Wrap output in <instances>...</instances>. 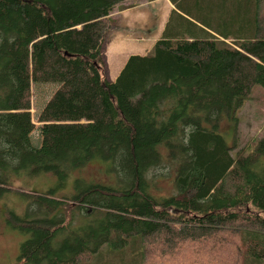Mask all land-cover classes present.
Returning <instances> with one entry per match:
<instances>
[{
    "label": "trees",
    "instance_id": "1",
    "mask_svg": "<svg viewBox=\"0 0 264 264\" xmlns=\"http://www.w3.org/2000/svg\"><path fill=\"white\" fill-rule=\"evenodd\" d=\"M125 1L0 0V193L19 194L39 214H6L30 236L16 264H88L105 245L127 252L126 264H264V139L248 151L219 132L264 89V0L225 1L212 19V0L188 2L224 40L178 22L110 81L103 54L87 48L94 30L73 29ZM232 24L239 33L228 42ZM31 83L51 86L49 97L41 89L39 117L80 114L94 124L35 125ZM91 163L106 181L82 174ZM41 175L56 186L13 188ZM169 177L174 194L156 195Z\"/></svg>",
    "mask_w": 264,
    "mask_h": 264
},
{
    "label": "crops",
    "instance_id": "2",
    "mask_svg": "<svg viewBox=\"0 0 264 264\" xmlns=\"http://www.w3.org/2000/svg\"><path fill=\"white\" fill-rule=\"evenodd\" d=\"M206 0H126L116 7L109 16L93 21L86 25L78 26L75 30L77 33L94 30V40L87 48L99 50L105 58L107 77L110 81L116 79L128 58L133 55L144 56L150 53L154 44L162 38L173 37V30L178 22L185 21L194 27L200 29L203 34L208 37L222 39L220 32L215 30L217 21L210 27L203 19L210 17L204 10L196 11L195 15H191L188 11V2H196L199 5ZM214 2V11L212 18L219 16L222 4L228 0H212ZM238 1V0H235ZM199 10V9H198ZM234 13V9H231ZM232 13L227 16L232 18ZM252 17V9H249ZM197 18V19H196ZM119 23V25H118ZM121 23V24H120ZM194 23V24H192ZM226 21H222V27ZM230 27V26H229ZM235 25H231L232 33H228V42L238 36L236 35ZM121 29V31H120ZM72 31V29H71ZM251 31V30H250ZM130 32V34H129ZM135 32L138 36L133 37L131 34ZM145 32V34H142ZM123 33V34H122ZM249 34L248 32H244ZM129 34V36H127ZM242 38V37H239ZM224 40V39H222ZM32 70V68H31ZM32 88V83H31ZM32 109L30 110L31 113ZM40 112H38V115ZM32 122L35 125H53L56 127H72L76 125L87 126L92 123V118L75 120L72 118H44L38 116V121L34 120L31 113Z\"/></svg>",
    "mask_w": 264,
    "mask_h": 264
},
{
    "label": "rangeland",
    "instance_id": "3",
    "mask_svg": "<svg viewBox=\"0 0 264 264\" xmlns=\"http://www.w3.org/2000/svg\"><path fill=\"white\" fill-rule=\"evenodd\" d=\"M115 9L116 7L113 10ZM37 33L39 32L35 33L37 38L32 40L30 46V70L33 67L34 62L33 53L36 51V48L33 45L36 44L35 42L40 38ZM129 34L127 36H129ZM142 34H145V32H142ZM131 36L136 37L138 34L133 32ZM36 60L37 57L35 56V61ZM46 85L47 84L38 83L37 89L36 84H32L31 113L35 121H38V112L42 110L39 109L41 105V89L44 90L45 95L48 97L51 93V86ZM238 116L239 123L237 125H234L233 122H229L226 119L221 120L219 122V132L225 138L228 146L233 148L244 147L249 151L252 142L264 139V89L258 87L253 89L250 99L245 103ZM64 118L80 120L86 117L79 114ZM87 120H89V118H87ZM91 124H94L93 118ZM234 153L235 150L233 149L232 154L234 155ZM167 173L168 169H159L156 171L157 175ZM82 174L88 179H93L95 181H106V177L101 172V167L98 165V163H91L88 165ZM49 179L45 175H41L36 181H27L25 183L14 182L13 188L27 192H42L46 188L49 189L56 186V180ZM175 190L176 189L172 185V179L169 177L160 180L158 184V190L154 191V193L158 196L170 197L174 194ZM56 191L57 198L64 194L69 195L70 192H74L73 188H67L66 191H60L57 189ZM36 209V207L30 206L26 199L15 192L0 193V264H16L21 245L30 237L29 234L13 229L7 223V212L11 211L18 217L32 219L39 217V214L37 215L34 213ZM76 219L80 221L78 217H76ZM82 224L83 222L80 221L78 226ZM131 241L133 240H129V243ZM126 250L132 252L131 248H126ZM121 253L122 252L120 251H113L105 245L97 254H95L93 260L88 264H126V262H124V258L122 259V257L127 255L125 254L127 252H124L123 256ZM120 259H122V262H120Z\"/></svg>",
    "mask_w": 264,
    "mask_h": 264
}]
</instances>
